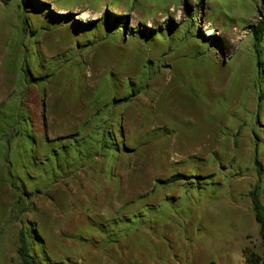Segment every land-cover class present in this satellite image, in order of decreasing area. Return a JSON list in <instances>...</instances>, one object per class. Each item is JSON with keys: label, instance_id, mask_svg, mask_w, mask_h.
Segmentation results:
<instances>
[{"label": "rangeland", "instance_id": "374dc122", "mask_svg": "<svg viewBox=\"0 0 264 264\" xmlns=\"http://www.w3.org/2000/svg\"><path fill=\"white\" fill-rule=\"evenodd\" d=\"M28 2L0 0V264L22 228L39 264L264 260L261 0Z\"/></svg>", "mask_w": 264, "mask_h": 264}, {"label": "trees", "instance_id": "16d2710c", "mask_svg": "<svg viewBox=\"0 0 264 264\" xmlns=\"http://www.w3.org/2000/svg\"><path fill=\"white\" fill-rule=\"evenodd\" d=\"M25 8L28 7V0H21ZM262 4H264V0H261ZM43 3V2H42ZM114 26L124 27L126 25V18L123 16H117L114 20L111 21ZM251 31L253 33L255 39V45L257 46L258 52L261 50L258 46L264 42V11L263 18L256 24L251 26ZM214 38V37H212ZM186 177V175L182 173H176L170 177H168L165 182L171 183L182 180ZM253 209L255 214V220L259 225L260 236L262 239V244L264 246V203L261 200L259 186L255 187L251 191ZM246 263L247 264H264L263 258L258 255L254 251L244 250ZM17 253L19 255L21 264H39L36 260V257L33 255L31 250V243L28 239V231L25 229H21L18 237V250Z\"/></svg>", "mask_w": 264, "mask_h": 264}]
</instances>
